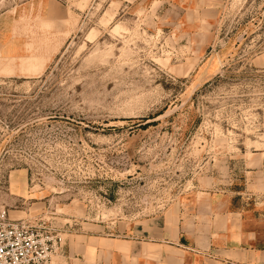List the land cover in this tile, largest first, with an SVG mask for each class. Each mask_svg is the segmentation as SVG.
<instances>
[{"label": "rangeland", "instance_id": "obj_1", "mask_svg": "<svg viewBox=\"0 0 264 264\" xmlns=\"http://www.w3.org/2000/svg\"><path fill=\"white\" fill-rule=\"evenodd\" d=\"M187 15L170 22L161 0H0V212L65 243L207 178L259 188L264 0Z\"/></svg>", "mask_w": 264, "mask_h": 264}, {"label": "crops", "instance_id": "obj_2", "mask_svg": "<svg viewBox=\"0 0 264 264\" xmlns=\"http://www.w3.org/2000/svg\"><path fill=\"white\" fill-rule=\"evenodd\" d=\"M161 1L176 23L221 0ZM257 65L264 68V58ZM206 180L132 223L68 229L54 264H264V181L242 192Z\"/></svg>", "mask_w": 264, "mask_h": 264}, {"label": "built area", "instance_id": "obj_3", "mask_svg": "<svg viewBox=\"0 0 264 264\" xmlns=\"http://www.w3.org/2000/svg\"><path fill=\"white\" fill-rule=\"evenodd\" d=\"M64 239L42 219H9L0 212V264H52Z\"/></svg>", "mask_w": 264, "mask_h": 264}]
</instances>
